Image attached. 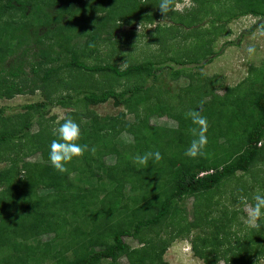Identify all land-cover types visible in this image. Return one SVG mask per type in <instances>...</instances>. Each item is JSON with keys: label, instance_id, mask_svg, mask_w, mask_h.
<instances>
[{"label": "trees", "instance_id": "obj_1", "mask_svg": "<svg viewBox=\"0 0 264 264\" xmlns=\"http://www.w3.org/2000/svg\"><path fill=\"white\" fill-rule=\"evenodd\" d=\"M191 1L192 8L180 12L171 0V9L164 14L158 8L161 0H0V100L38 90L45 98L23 107L32 119L19 130L7 124L6 108L0 107V155L9 153L7 145L13 139L27 141L32 120H43L49 104L88 107L83 116L81 111L74 113L85 119L79 143L88 150L70 161L67 171L51 165L49 146L57 136L43 126L28 139L31 154L38 153L40 160L19 166L15 155L0 170V264H121L122 256L127 264H167L163 256L169 243L196 229L203 234L193 237L191 249L204 264H258L264 259V227L242 237L226 230L233 216L224 221L208 218L213 202L206 197L238 172L264 165V145L258 147L264 140V65L252 68L255 79L243 82V89L241 84L226 87L223 96L213 94L204 100L202 87L188 85L171 104L167 90L156 89L157 95H150L153 86L146 84L160 71L150 58L123 69L109 62L87 63L99 59L100 46L117 50L128 45L136 36L128 26L154 24L161 16L172 24L150 33L147 45H157L164 53L181 36L194 42L189 44V63H198L210 53L200 33L213 4L232 5L224 13L228 20L264 17V0ZM218 15L217 19L222 17ZM180 27L189 28V33L179 32ZM41 28L45 30L40 32ZM211 61L208 58L205 64ZM65 71L75 72L71 80L62 79ZM104 74L126 84L120 90L106 87L96 79ZM172 74L177 77L179 72ZM259 79L262 87L257 90L254 83ZM150 100L148 112L141 114L139 108ZM108 101L126 112L99 116L89 109ZM192 110L207 119L203 155L185 154L194 138L191 129L198 127L186 118ZM153 116H166L176 126L152 125ZM122 135L131 140L124 141ZM156 150L161 153L159 161L137 160ZM107 158L113 162L107 164ZM185 198L195 199L189 222L178 205ZM169 227H174L169 239L155 237ZM46 235L49 238L43 241ZM124 237L140 246L131 248Z\"/></svg>", "mask_w": 264, "mask_h": 264}, {"label": "rangeland", "instance_id": "obj_2", "mask_svg": "<svg viewBox=\"0 0 264 264\" xmlns=\"http://www.w3.org/2000/svg\"><path fill=\"white\" fill-rule=\"evenodd\" d=\"M174 1L175 9L180 12H185L193 6L191 0ZM215 4H213L214 9L211 14L209 10V14L205 15L204 21L206 22H204L203 31L200 33V38L202 42L207 44L205 48L210 53L198 63H189V56H191L189 44L192 46L194 42L189 39L182 40L181 36H178L179 38H176L170 46V50L164 53L159 51L157 45H147L150 33H157L156 30H158V28L168 27L172 24L168 17L163 18L162 16L157 19L154 24L144 25L136 23L128 26L127 29L133 30L136 34L128 45L119 46L117 50H113L111 46L108 45L100 46L98 48L99 59H88L87 63L93 64L102 62L104 64L105 62H109L123 69L129 64L140 62V60L144 58H150L156 61L158 67H160V71L155 79L152 78V80H149L146 84V86H153L150 95L155 97L157 95L156 89L161 90V92L167 90L169 94L172 95L169 99V103L171 104L178 102L177 94L183 93V90L186 89L188 85H192V88L199 87L200 89V87H202L201 91L207 94L204 100H209L213 97V94L223 96L226 87L233 88L241 84V89H243L245 88V85H242L243 82L247 80L253 81V79H255V77H253L255 73L252 68L257 69L264 65V17L259 18L247 15L228 20V17L224 13L225 10L232 5L228 2ZM177 5L180 7L177 8ZM218 14H222V17L219 19H217V16H219ZM39 30L41 32L45 29L41 28ZM179 32L184 34L189 33V28L180 27ZM230 42L235 45L227 44ZM250 46L255 49L251 54L247 51ZM192 52H197L196 47L192 49ZM217 52H220L219 55L212 57L213 54ZM25 57L28 62L32 60L30 54H26ZM208 58H212V61L205 64ZM11 59H8L9 61L6 63V66L11 63ZM172 71H178L179 75L174 77ZM25 72L30 74L28 73V68H25ZM74 73L69 71L62 72L61 76H64L62 79L64 81L71 80ZM259 75L258 73L256 76ZM96 79L99 82L101 81L104 86L108 87L111 85L117 90H120L126 84L124 80L113 82L112 79L110 80V75L107 74L101 77L96 76ZM261 85L262 81L260 79L256 80L254 83V87L257 90L262 87ZM153 88L156 91H153ZM62 93H65V89L62 90ZM211 94L212 96H210ZM160 98L163 99L162 96ZM167 98L168 97H164V99ZM44 99L40 90L35 91L33 94L16 95L13 99H2L0 100V107L6 108L3 117L6 119L9 126L19 130L24 126L26 120L30 119L26 116L27 110L23 107L36 102H42ZM151 100L141 105L139 108L141 114L148 112V107L152 105ZM50 106L49 104L47 114L43 120L37 117V119L35 118L32 120L31 127L28 131L29 136L36 134L42 126L48 130H53V134L55 135V130L63 123L67 114L79 125L85 122L83 117H76L74 113L81 111L80 114L83 116L82 112H86L88 107L85 108V106H81L77 110L76 108L64 109L54 105ZM89 109L99 116H116L120 112H126L124 107H115L111 101L97 106H89ZM133 118V115L128 113V119L133 120ZM44 120H46V122H44ZM150 122L152 125L164 127L176 126V122L166 116L159 118L153 116ZM29 136L26 138L27 141L23 139L21 141L13 139L11 143L7 145L9 153L0 155V170L8 163L11 156L17 155L18 161L20 162L18 164L19 166H21V162H36L40 160L38 153L31 154L30 152L32 145L30 143L31 141H28ZM121 137L127 142L131 140V137L127 135H122ZM233 138L235 139L234 143L239 142L235 136H233ZM263 145L264 140L261 141L258 147ZM112 162L113 159H106L107 164ZM258 193L264 194V165L261 163H257L247 173L238 172L232 179L225 181L214 191L206 193V197L209 198V201L211 203L213 202L208 209V218H216L217 220L222 219L224 221L226 216L228 218L233 216V220L229 222V226H227L226 230L240 237L250 233L252 229H258L260 226L264 227V220L259 222L257 220H252L250 217V210L254 204L253 197ZM202 200H205V198ZM194 201V198H185L178 203L179 207L183 210L187 222L192 220V206ZM171 229H174V227L161 229L157 232L158 235H155L156 232L150 235H155L158 239H169L171 236ZM209 229L211 228H205L206 231H209ZM202 234L203 230L196 229L190 231V233H183V235L173 239L169 243L163 256L165 262L167 264H204L193 255L190 244L194 236ZM48 238V235L42 237L43 241ZM123 240L131 248L140 246L139 242L131 237H124ZM118 262L127 264V260L124 256L120 257ZM258 264H264V259L258 261Z\"/></svg>", "mask_w": 264, "mask_h": 264}, {"label": "clouds", "instance_id": "obj_3", "mask_svg": "<svg viewBox=\"0 0 264 264\" xmlns=\"http://www.w3.org/2000/svg\"><path fill=\"white\" fill-rule=\"evenodd\" d=\"M176 7L179 8L180 6L177 5ZM158 8L162 13H168L171 9V0H161ZM247 51L251 54L255 49L250 46ZM185 115L186 118L191 119L194 125L198 126L191 129L194 138L185 154L189 156L203 155V150L208 143L206 136L207 119L198 110L189 111ZM55 135L57 139H53L49 146V160L57 171L65 172L67 171L66 165L74 158L82 156L88 150V145L79 143L82 136L81 127L71 117L64 119L63 123L55 130ZM161 158V153L158 150L137 156V160L141 164L147 163L150 159L159 161ZM253 199L254 204L250 210L251 219L264 220V194L258 193Z\"/></svg>", "mask_w": 264, "mask_h": 264}, {"label": "built area", "instance_id": "obj_4", "mask_svg": "<svg viewBox=\"0 0 264 264\" xmlns=\"http://www.w3.org/2000/svg\"><path fill=\"white\" fill-rule=\"evenodd\" d=\"M200 175H204V174L202 173V174H200Z\"/></svg>", "mask_w": 264, "mask_h": 264}]
</instances>
